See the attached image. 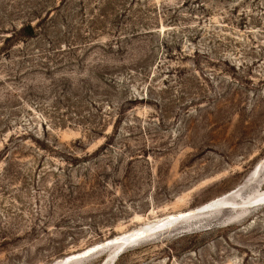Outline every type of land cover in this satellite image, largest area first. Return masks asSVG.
I'll use <instances>...</instances> for the list:
<instances>
[{"label": "rangeland", "instance_id": "rangeland-1", "mask_svg": "<svg viewBox=\"0 0 264 264\" xmlns=\"http://www.w3.org/2000/svg\"><path fill=\"white\" fill-rule=\"evenodd\" d=\"M263 166L264 0H0V264H264Z\"/></svg>", "mask_w": 264, "mask_h": 264}, {"label": "bare ground", "instance_id": "bare-ground-1", "mask_svg": "<svg viewBox=\"0 0 264 264\" xmlns=\"http://www.w3.org/2000/svg\"><path fill=\"white\" fill-rule=\"evenodd\" d=\"M261 171H262V167L258 165L255 168V172L253 175L256 176L257 173H258L257 175H259V173H261ZM235 193L236 192H233V193H230L229 195H225L223 197L217 198V199H215L211 202H208L207 204H204V205H202L196 209H192V210L185 211V212H180L177 214L167 215L166 217H163L154 223L147 224L140 229L128 231V232L120 234L114 238H111L107 241H104L103 243L96 244L92 247H89L86 250H83L79 253H74V254L69 255L63 259H59V260L55 261L53 264H67L66 260H69V258H75L78 255L80 256V254L92 251V250L97 249L98 247H100L102 245H105V244L111 245L108 247V249H110V248L114 249V252L112 254H110L108 256V259H107L108 262L112 263V260L114 258H116V254L126 244V241H136V240L142 239V238L147 237V236L149 237V235L152 236L153 234L166 232V231L173 229L174 227H176V225H178L182 222H187L192 218L196 219L200 216H206V215L211 216L212 214L219 213L223 209H232L233 210L232 205H234L233 199H234ZM253 203H254V205L257 204V206H261V205L263 206L264 205V190H262V191L260 190L259 192H257L255 195H253L249 199L248 202H245L244 204L252 205ZM243 209H245V208H243ZM244 211H240V212L238 211V215H243L245 213ZM187 217H190V218H187ZM187 219H189V220H187ZM162 227H164V228H162ZM158 228H161V229H158ZM113 243H115V244H113ZM97 252H95V253H97ZM123 252H121L118 256H120ZM91 255H89V256L91 257ZM70 261H73V260L71 259ZM77 262H80V261H75V262L73 261L70 263L68 261V264H75Z\"/></svg>", "mask_w": 264, "mask_h": 264}, {"label": "water", "instance_id": "water-1", "mask_svg": "<svg viewBox=\"0 0 264 264\" xmlns=\"http://www.w3.org/2000/svg\"><path fill=\"white\" fill-rule=\"evenodd\" d=\"M187 218H190V217H187ZM181 220V219H180ZM187 220H189V219H187ZM162 228H164V227H162ZM158 229H161V228H158ZM150 233V232H149ZM115 242V241H114ZM131 242H133V241H126V244L118 251V253L116 254V258L118 257V255L122 252V250L126 247V245H128L129 243H131ZM113 244H115V243H113ZM109 246H111V245H107V244H105V245H102V246H100V247H98L97 249H94V250H92V251H89V252H85V253H83V254H80V256L78 255V256H76L75 258H69V260H66V262H67V264H68V261H69V263L70 262H75V261H81V260H84V259H86V258H89L90 256L89 255H94V254H96L95 252H97V253H99V252H102V251H104V250H107L108 249V247ZM94 252V253H93ZM91 255V256H92ZM88 256V257H87ZM73 260V261H70V260ZM115 259V258H114Z\"/></svg>", "mask_w": 264, "mask_h": 264}]
</instances>
